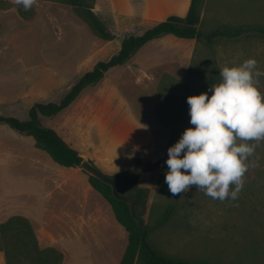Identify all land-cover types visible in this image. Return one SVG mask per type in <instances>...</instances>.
I'll return each mask as SVG.
<instances>
[{"label":"rangeland","instance_id":"rangeland-1","mask_svg":"<svg viewBox=\"0 0 264 264\" xmlns=\"http://www.w3.org/2000/svg\"><path fill=\"white\" fill-rule=\"evenodd\" d=\"M137 1L96 0V7L106 18L121 8L138 6ZM150 1L151 9L163 7L157 18L142 22L106 19L116 33L111 41L96 36L70 5L58 1L38 0L36 17L28 22L15 11H0V95H19L15 107L0 105L2 114L26 120L34 103L60 101L97 62L116 54L125 36L139 35L159 19L176 14L166 7L174 0ZM200 16L205 32L222 26L264 25V0H200ZM250 57L264 71L262 36L245 34L209 44L167 34L146 43L128 62L110 69L68 107L55 116H43L41 122L108 176L133 167L140 170L135 187L146 188L148 193L139 211L149 227V241L158 251L194 262L264 264V141L256 144L249 157L244 184L235 199H213L195 185L173 196L164 181L167 149L191 126L187 97L208 91L215 67L239 64ZM256 83L264 92V76ZM7 138L17 141L26 166L27 191L34 186L33 158L46 160L64 176V184L53 197L57 206L68 210V219L89 220L105 237L107 257H116L119 264L128 234L111 205L89 184L88 173L55 163L35 146L32 137L0 123V150ZM136 158L140 164L136 165ZM159 159L157 169L145 171L147 162ZM126 190L133 192L134 187ZM93 203L104 204L105 211L92 208ZM172 203L171 218L158 225ZM78 204H85L86 209L76 219L73 211Z\"/></svg>","mask_w":264,"mask_h":264},{"label":"trees","instance_id":"trees-1","mask_svg":"<svg viewBox=\"0 0 264 264\" xmlns=\"http://www.w3.org/2000/svg\"><path fill=\"white\" fill-rule=\"evenodd\" d=\"M37 1L32 8L25 11L22 5H15L12 0H0V11H15L23 21H31L36 17ZM70 5L74 12L82 18L92 32L107 41L116 38V33L101 19L94 9L95 0H54ZM200 0H191L189 9L184 16L170 15L154 26L146 29L139 35H128L122 39L119 51L108 60L97 62L94 67L78 78L69 88L60 101L36 102L28 113V119L21 120L15 116L0 114V123H6L12 129L31 136L35 145L45 150L58 164L66 167H78L84 160L80 152L67 143L56 130L42 124L43 116L52 117L68 107L88 86L98 83L112 68L123 65L133 57L137 51L149 41L172 34L179 38L206 41L215 43L220 38H237L245 34L258 35L264 38V25L246 24L237 27L222 26L210 32L200 28ZM2 24L0 21V31ZM219 68L213 70V84L220 82ZM168 75V74H165ZM161 108V103L158 109ZM136 165L141 163L136 158ZM161 164V160L147 162L145 171H154ZM140 170L136 167L122 171L114 176L120 180L119 192L122 195L135 199L134 210L137 217L141 219L139 225L131 215L127 202L118 200L113 196L112 188L89 175V183L99 191L111 205L117 221L128 233V244L121 258L120 264H211L205 261L194 262L184 258H175L158 251L149 241V227L142 218L139 211L140 204L145 201L148 190L136 188ZM134 187L133 192H127V187ZM175 211V203H172L165 215L158 222L163 225L169 221ZM0 249L5 251L8 264H23L24 260L31 264H61L63 255L54 248L41 249L37 244L35 233L28 219L22 216H12L5 222L0 223Z\"/></svg>","mask_w":264,"mask_h":264},{"label":"clouds","instance_id":"clouds-1","mask_svg":"<svg viewBox=\"0 0 264 264\" xmlns=\"http://www.w3.org/2000/svg\"><path fill=\"white\" fill-rule=\"evenodd\" d=\"M12 2L28 11L36 0ZM257 64L250 57L224 66L219 83L187 97L191 126L169 146L165 161L164 181L173 196L195 185L213 199L237 197L249 157L264 141V92L256 83L264 71Z\"/></svg>","mask_w":264,"mask_h":264},{"label":"crops","instance_id":"crops-1","mask_svg":"<svg viewBox=\"0 0 264 264\" xmlns=\"http://www.w3.org/2000/svg\"><path fill=\"white\" fill-rule=\"evenodd\" d=\"M137 2L141 5L135 2L138 6L121 8L118 13L109 15L106 18L100 12L98 13L99 9L96 7V0L94 9L106 23V19L111 17L128 20L130 18L141 22L150 20L151 18H157L160 15L159 11L163 8L151 9L150 5L153 3L149 4L150 0H138ZM190 2L191 0H174L166 7H169V12L176 13H169L170 15L184 16L189 9ZM160 21L162 20L159 19L157 23ZM131 23L134 24V22ZM18 97L19 95H0V105L15 107V99ZM0 114H2L1 111ZM14 140L15 138H7L3 142V149L0 150V223L5 222L12 216H22L28 219L39 247L41 249L54 248L60 251L63 255L61 264H110V262L117 264L116 257L113 259L107 257L108 249L105 246V237L99 235V231L89 224V220L82 219L75 222L73 219H68V210L63 209L64 206L58 205V209L53 197L59 186L64 184V176L56 168L49 165L46 160L38 157L33 158L32 180L34 186L30 191H27L26 166H23L21 152L16 147L17 141ZM49 157L52 159L50 155ZM70 168H74L75 172L83 171L79 166ZM10 172L12 173L10 174ZM87 197H89L88 194ZM85 206V204L76 206L77 208L73 211L76 219L82 216L83 211L86 209ZM92 208L102 212L105 211V205L100 203H93ZM0 264H8L6 253L1 249Z\"/></svg>","mask_w":264,"mask_h":264},{"label":"water","instance_id":"water-1","mask_svg":"<svg viewBox=\"0 0 264 264\" xmlns=\"http://www.w3.org/2000/svg\"><path fill=\"white\" fill-rule=\"evenodd\" d=\"M79 168L85 171L86 173H88L89 175H92L98 178L99 180H101L102 182L108 184L112 188L113 196L118 200H123L127 202L130 208L131 215L135 218V220L137 221L139 225L142 224L141 219L137 217L135 214V210H134L135 199L133 197L120 194L119 192L120 180L119 179L104 174L101 170H99L92 163L90 159H87V158L81 162V164L79 165Z\"/></svg>","mask_w":264,"mask_h":264}]
</instances>
